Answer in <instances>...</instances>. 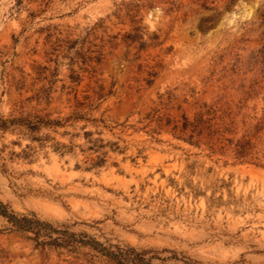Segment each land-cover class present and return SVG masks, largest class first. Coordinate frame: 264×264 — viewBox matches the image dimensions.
Masks as SVG:
<instances>
[{"label": "rangeland", "instance_id": "rangeland-1", "mask_svg": "<svg viewBox=\"0 0 264 264\" xmlns=\"http://www.w3.org/2000/svg\"><path fill=\"white\" fill-rule=\"evenodd\" d=\"M171 2L180 4L177 11L168 12ZM128 4L139 7L145 50L118 41L116 49L105 48L94 69L80 59L71 65L74 51H66L64 42L83 38L99 20L97 39H90L94 45L131 32ZM214 14V25L200 32V21ZM55 69L57 77L50 78ZM71 70L81 79L78 86L70 81ZM151 71L156 76L149 85ZM51 80V112H68L69 88L79 100L98 86L111 90L99 111L109 126L126 121L132 127L104 131L102 138L125 151L109 153L107 165L95 171H85L78 148L60 156L46 147L31 162H0L1 203L113 245L166 248L219 264L241 257L249 264L264 262V169L209 157L165 131L134 132L152 109L179 117L201 102L248 98L243 112L262 116L264 0H0V113L45 108L25 99ZM14 140L6 136V152L19 153L28 144L11 146ZM0 264L111 263L88 249H36L0 218Z\"/></svg>", "mask_w": 264, "mask_h": 264}, {"label": "trees", "instance_id": "trees-1", "mask_svg": "<svg viewBox=\"0 0 264 264\" xmlns=\"http://www.w3.org/2000/svg\"><path fill=\"white\" fill-rule=\"evenodd\" d=\"M22 0H19L21 2ZM207 2L208 0H203ZM233 2L234 0H230ZM168 12L177 11L180 4L169 3ZM127 10L131 32L124 33L120 40L118 35L107 36V40L100 39V44L94 45L90 41L96 40L97 30L102 28V20L92 27L84 30V37L65 43L66 51L73 52L74 57L68 58L71 65L75 59H80L82 64H88L91 69L99 65L104 57L105 48L114 50L118 41L127 46H135L138 51H144L147 47L143 41L142 27L139 26L137 14L139 7L128 4ZM209 11H214L209 9ZM120 10H118L119 15ZM216 14L204 18L198 25L200 32H206L214 24ZM104 32V31H103ZM152 41H157L155 34ZM85 44H88L86 51ZM159 46L160 44H153ZM78 47V49L75 48ZM95 48V51H90ZM95 53V56H90ZM69 55V54H68ZM74 62V63H73ZM94 64V66H92ZM57 69L49 72L50 78L57 77ZM156 73H148L149 80ZM70 81L75 86L81 83L78 74L71 70ZM56 80L48 81L47 88H41L33 97L26 98V102L35 101L39 106L44 102L45 108L25 112L22 108H13L9 113H0V162L12 161L19 158L31 162L37 152L50 147L51 150L65 156L73 154L76 148L85 155V171H95L104 168L108 162L109 153L122 154L125 151L118 142H112L102 138L103 132H113L114 129H125L126 121L121 124L109 126L108 121L100 112L103 101L111 96V90L104 92L102 86L93 96L85 95L82 100L77 97V92L69 88L66 95L72 93V99H67L68 112L48 111L47 107L52 103L53 86ZM252 87V86H251ZM64 89L62 86L61 90ZM171 97V95H170ZM170 99V98H169ZM248 98H241L235 104L219 101L213 103L201 102L194 104L190 114L181 112L179 117L171 114H160L159 110L152 109L138 123L142 124L134 132L159 135L162 131L168 132L171 137L189 147L198 150L205 149L209 157L231 158L235 163L248 164L264 169V112L260 118L249 117L243 112ZM1 103V101H0ZM72 103V104H71ZM169 110H173L172 107ZM180 111V107L176 108ZM97 115V116H96ZM123 130H121L122 132ZM14 136L16 140L9 142L11 146L21 148V142L26 140L28 144L19 153L6 152V136ZM59 136L64 141H59ZM114 165H116L114 163ZM4 166V165H3ZM78 168V167H76ZM0 218L9 226L10 230L24 235V238L33 243L36 249L63 250L69 254L77 253L80 249H88L97 256L111 264H219L217 262H203L199 259L186 256L174 250L162 249H137L127 244H109L100 242L94 236L86 232H73L69 227L56 225L42 220L34 213L19 215L0 202ZM222 264H249L242 257L233 262ZM261 264H264L261 263Z\"/></svg>", "mask_w": 264, "mask_h": 264}]
</instances>
